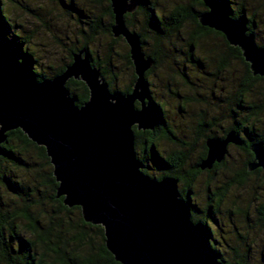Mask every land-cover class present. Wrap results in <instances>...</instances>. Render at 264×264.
<instances>
[{"label":"clouds","instance_id":"9594fccd","mask_svg":"<svg viewBox=\"0 0 264 264\" xmlns=\"http://www.w3.org/2000/svg\"><path fill=\"white\" fill-rule=\"evenodd\" d=\"M213 6L223 23L210 19ZM0 46L18 52L37 87L58 82L76 112L94 89L109 107L125 102L135 173L170 186L208 264H264V0H6ZM69 76L86 85L87 103L64 89ZM132 125L151 136L133 137ZM17 126L47 145L50 162L5 138ZM14 127L0 126V264H101L104 218L65 183L49 142L27 122Z\"/></svg>","mask_w":264,"mask_h":264},{"label":"water","instance_id":"95a60500","mask_svg":"<svg viewBox=\"0 0 264 264\" xmlns=\"http://www.w3.org/2000/svg\"><path fill=\"white\" fill-rule=\"evenodd\" d=\"M210 19L224 22L219 6H213ZM201 27L219 33L209 25ZM232 31L238 35L236 26H232ZM17 55L18 52L0 46V126L14 127L27 122L49 142L65 183L74 195L87 202L91 213L104 218L108 246L117 253V258L122 259L123 264H208L204 235L200 229L190 228L185 223L184 210L174 201L170 186L167 183L152 185L135 173L126 131L132 116L125 102L118 101L116 107H109L103 90L94 89L91 104L76 112L65 101L58 82L34 85L27 67H17ZM257 55L264 69V53ZM77 70L84 71L83 66L78 65ZM254 75L259 77L260 74ZM69 80L83 83L69 76L63 85L68 93ZM152 116L151 112L144 114L145 119ZM134 126L138 132L152 131L132 125L129 131L133 137ZM15 130L44 148L47 157V145L38 144L19 126L6 129L5 138L8 132ZM252 155L255 159V153ZM47 158L50 162V157ZM61 197L65 199L62 193L57 198ZM109 201L114 208H108ZM66 207L80 208L75 204ZM104 245L114 261L121 264L107 244Z\"/></svg>","mask_w":264,"mask_h":264},{"label":"trees","instance_id":"16d2710c","mask_svg":"<svg viewBox=\"0 0 264 264\" xmlns=\"http://www.w3.org/2000/svg\"><path fill=\"white\" fill-rule=\"evenodd\" d=\"M197 2L199 3L200 0H197ZM5 3H6V0H0V8H2ZM201 28L204 31H207L209 33L215 32L205 27H201ZM217 35L222 36L220 33H217ZM66 89L69 91L70 95L75 93L76 100L78 101L79 104H84L87 101L88 90L82 82L69 80L66 83ZM6 139H10V140H13L14 142H17L19 150L21 152H25V151L29 152L33 160L40 161V160L48 159L46 157L44 148L38 147L35 144L31 143L20 130L8 132L6 134ZM5 155H8V154L5 153ZM9 158H13V157L9 156ZM58 199L61 201L63 200L62 197ZM72 209H77V207H73ZM96 260L100 261L101 264H119L114 261L112 255L106 250L105 245L97 253ZM85 264H91V262L85 261Z\"/></svg>","mask_w":264,"mask_h":264},{"label":"flooded vegetation","instance_id":"af4514ba","mask_svg":"<svg viewBox=\"0 0 264 264\" xmlns=\"http://www.w3.org/2000/svg\"><path fill=\"white\" fill-rule=\"evenodd\" d=\"M131 89L129 90V92H128V94H130L131 93ZM135 103H138L137 101L135 102ZM134 103V104H135ZM132 130H133V132H134V136L136 137V136H139V135H141V134H143V133H147V135L148 136H151V134H152V131H137L136 130V127L134 126L133 128H132ZM250 151V150H249Z\"/></svg>","mask_w":264,"mask_h":264}]
</instances>
